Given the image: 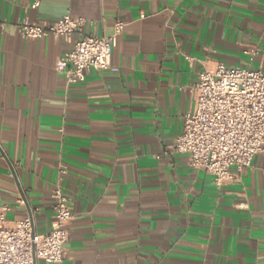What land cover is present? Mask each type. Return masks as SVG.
Wrapping results in <instances>:
<instances>
[{"label": "crops", "instance_id": "0c3cea01", "mask_svg": "<svg viewBox=\"0 0 264 264\" xmlns=\"http://www.w3.org/2000/svg\"><path fill=\"white\" fill-rule=\"evenodd\" d=\"M67 15L88 34L125 24L111 52L117 71L67 84L55 64L69 42L18 34L23 19ZM217 62L264 70V0H0L9 223L31 214L35 231L48 230L60 181L74 214L61 264H264V153L217 186L169 151L198 73Z\"/></svg>", "mask_w": 264, "mask_h": 264}, {"label": "built area", "instance_id": "2783aa9c", "mask_svg": "<svg viewBox=\"0 0 264 264\" xmlns=\"http://www.w3.org/2000/svg\"><path fill=\"white\" fill-rule=\"evenodd\" d=\"M37 5L36 1L33 7ZM85 23L69 15L45 24L23 19L17 30L25 39L51 36L69 42L70 49L57 60L55 70L65 75L67 84L79 83L89 70L117 71L111 64V52L125 26L116 21L114 33L104 36L85 33ZM192 91V110L183 114L181 131L169 151L185 155L190 167L204 170L221 186L233 172H240L254 156L264 153V70L217 62L198 73ZM64 173L60 165V178ZM51 208L49 229L37 232L31 214L9 223V206H0V264L63 262L74 214L60 181L51 191Z\"/></svg>", "mask_w": 264, "mask_h": 264}]
</instances>
